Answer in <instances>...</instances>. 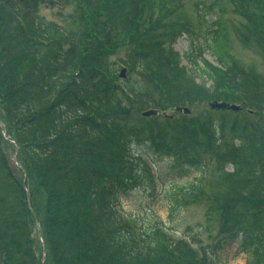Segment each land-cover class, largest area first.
<instances>
[{
  "label": "trees",
  "instance_id": "obj_1",
  "mask_svg": "<svg viewBox=\"0 0 264 264\" xmlns=\"http://www.w3.org/2000/svg\"><path fill=\"white\" fill-rule=\"evenodd\" d=\"M254 1L264 8V0ZM52 2L73 10L64 25L39 14ZM179 2L0 0V264H43L44 249V264H225L234 249L248 255L246 264H264V119L254 118L264 108V75L230 64L219 0H202L203 42L183 55L174 44L194 31L191 25L167 18L152 36L144 33L142 15L165 16ZM100 25L137 29L128 40L149 45L148 58L122 62L129 78H119L118 63L109 62L96 38ZM252 34L264 56V39ZM223 88L236 93L241 111L176 112L201 94L226 101ZM116 90L158 115L110 109L105 96ZM186 135L200 141L191 146ZM214 142L231 144L216 154L234 170L225 192L206 187L203 146ZM11 145L12 154L19 148L20 166L2 148ZM159 160L168 164L156 170ZM37 188L46 194L39 223L32 208ZM135 196V212H127L122 200ZM162 200L167 221L155 211ZM190 202L205 204L201 223L187 220Z\"/></svg>",
  "mask_w": 264,
  "mask_h": 264
},
{
  "label": "rangeland",
  "instance_id": "obj_2",
  "mask_svg": "<svg viewBox=\"0 0 264 264\" xmlns=\"http://www.w3.org/2000/svg\"><path fill=\"white\" fill-rule=\"evenodd\" d=\"M179 3L180 4L178 6L171 8L169 11L167 10V12H165V16H161L160 14H158V12H155L151 15H142V17L144 16V21L141 18L140 20L143 24L142 29L144 33L150 34L151 36L153 32H155V30H159V28L156 27V24H162V22H164L167 18H171V21H174L178 25H181L183 23L191 25L194 30L193 33L188 36L184 35L183 37L178 39V41L174 44L175 51L181 53L187 51L189 47L194 46L197 48L201 44V40L203 39V35L205 33L203 26L206 25L207 19L199 16L200 13H203L202 0H180ZM218 3L224 13V22L226 23L231 38V48L229 51V56H231V59L229 61V58L225 57V60H228L230 64H233L235 62L238 63V65H236L237 70L242 69L245 72H247V70H252V72L254 73L264 75V56L260 52L261 49L258 50V48L255 46L252 34L253 30L257 33L259 32L261 39H264V8L261 6L262 3L256 4L254 0H219ZM163 4L167 5V3ZM67 6L68 5L65 4L58 6L56 2H52L48 6L42 5L41 7H39L38 12L40 15L48 19V21H53L59 25H64V15H69L73 13L71 7ZM200 6L201 8H199ZM97 23L101 24L100 18L97 19ZM101 26L102 25L98 26V30L100 29L101 33L96 38L100 41L101 45L106 46L105 52L107 53V56H109V62L118 63V74H122L123 71H125V74L129 78V76L133 75V72L131 71V69H128L126 65L122 64V62L132 64L131 62H133L134 60H137L138 62L141 58H148L150 56V54L148 53L150 51L149 45L147 47L146 44L140 45L139 42L136 40L138 44L137 46L136 43L130 42L128 40V37L135 38L134 35H136L137 29H135L134 33H126L124 32V30L120 31V29H115L111 26H107L105 28H101ZM65 27H68V25H65ZM144 33L140 34V37L146 35ZM138 36L139 34L136 35V38ZM147 39L149 41L150 36H147ZM136 54H138L139 58H137ZM205 57L207 60L212 61L216 64V61L214 60V57L210 54V52H207L205 54ZM183 62L181 64L185 65ZM237 70L236 72L239 73V71ZM136 77L137 72L135 73L134 78L130 79L135 80ZM148 87L153 90L152 85H148ZM132 89H134V87ZM219 92L223 93V99L224 96L227 97L226 101L230 104H233V102L236 100V93L234 91H231L227 88H223ZM122 96V93L116 90L115 93L112 94V97L114 99L111 96H105V102L110 104V109L123 110V112L129 111L136 113L140 110L145 111V109L150 107L147 105L141 109V107L145 105L142 104V101L134 99H121ZM202 98L204 99L203 101L201 100ZM218 100L220 99H216V97L214 96L212 97L210 95L206 96L205 94H201L199 96V102L192 106L191 110L193 111V114L200 113L203 115H207L210 110L214 111L211 107V104L214 102H218ZM142 113L143 111L141 112V115ZM227 118H233V116L227 115ZM254 118L256 120L263 121L264 108ZM91 119H93V117H91ZM81 120H85L87 122V119L82 118ZM9 137L10 136H7V139ZM186 139V141L191 146H196L195 139L200 141L198 138L193 139L188 135H186ZM230 139L231 137L228 138L229 141ZM201 141L202 143H204V145H206L208 140L205 137H201ZM9 142L11 144L14 143L13 140H10ZM230 145L231 144L222 147L217 145V142H214L210 146H203V148H205V151L202 152V156L207 163V172L209 174V179H207L206 181V187H208L209 189L216 188L217 192H225L227 187L226 179L230 178L226 175H231L234 170L233 168H231V166H227L223 162L219 164L217 162L216 154L217 152L219 154L222 153ZM10 147H13V145L2 146L4 151H7L6 154L8 155L9 162L12 165V161L14 158L12 152H10V150H12ZM154 166L156 170L163 169L167 166V161L159 160L154 164ZM164 174L168 175L169 173ZM186 180L190 179H175L178 185H183ZM171 181L173 180L169 174V176H167V182L170 183ZM163 188H165L164 190L166 191L170 189V186L169 184H166L165 186H163ZM137 197L138 196L122 200L123 207L126 211L134 213L137 207ZM45 198V192L41 188H37L35 190V198L32 206L34 210L38 208L35 213L36 215H43L45 209ZM155 210L163 219H165V221L168 219V206L165 200L160 201L155 206ZM203 214L204 207L200 202H190L189 205H187L186 207V217L187 220L191 223L202 222ZM36 215H34L35 219L37 223H39V217L37 215V218ZM247 259L248 256L246 254H236L235 251H232L228 255L227 263L245 264L247 262Z\"/></svg>",
  "mask_w": 264,
  "mask_h": 264
},
{
  "label": "water",
  "instance_id": "obj_3",
  "mask_svg": "<svg viewBox=\"0 0 264 264\" xmlns=\"http://www.w3.org/2000/svg\"><path fill=\"white\" fill-rule=\"evenodd\" d=\"M217 106L218 108H232V109H237L236 107H228L226 104H221V105H214ZM188 112V111H186ZM154 114V112H149V113H145V115H152Z\"/></svg>",
  "mask_w": 264,
  "mask_h": 264
}]
</instances>
